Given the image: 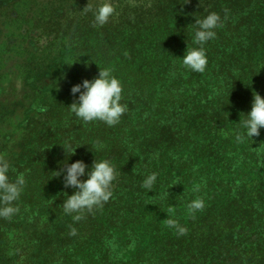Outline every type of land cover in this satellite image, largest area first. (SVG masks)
I'll list each match as a JSON object with an SVG mask.
<instances>
[{
    "label": "trees",
    "instance_id": "trees-1",
    "mask_svg": "<svg viewBox=\"0 0 264 264\" xmlns=\"http://www.w3.org/2000/svg\"><path fill=\"white\" fill-rule=\"evenodd\" d=\"M16 2H0V39L16 20ZM86 4H37L32 27L52 39L24 71L31 107L0 101V157L11 179L26 180L19 212L0 218V264H264V129L235 141L253 92L264 98V0H152L102 27H93ZM208 12L223 27L205 45V72L196 73L180 57L195 46V18ZM11 45L21 48L11 40L6 51ZM8 57L0 50V68ZM104 67L127 105L112 127L84 123L67 108L72 85ZM97 140L105 145L99 152ZM70 149L68 163L108 159L117 170L109 201L76 223L62 210L73 189L52 177ZM151 172L157 181L147 192L139 185ZM196 198L205 206L190 214ZM166 218L187 234L166 227Z\"/></svg>",
    "mask_w": 264,
    "mask_h": 264
},
{
    "label": "clouds",
    "instance_id": "clouds-1",
    "mask_svg": "<svg viewBox=\"0 0 264 264\" xmlns=\"http://www.w3.org/2000/svg\"><path fill=\"white\" fill-rule=\"evenodd\" d=\"M83 11L85 14H92L93 27L104 26L116 14L111 0H88ZM192 24V43L195 46H187L180 59L184 68L204 73L208 63L205 45L216 38L217 29L223 27V22L217 12H208L199 19L195 18ZM87 64L88 62H85L84 66L87 67ZM70 93L75 99L67 108L84 123L99 121L112 127L120 122L122 115L127 111V105L121 103L122 84L113 75L110 67L99 68L98 75L93 79H84L72 85ZM239 128L240 131L235 136L236 143H243L246 139L252 140L253 137L260 135L261 129H264V98L260 94L253 92L250 110L243 114L242 120H239ZM92 147L99 152L105 145L97 140L93 142ZM74 151L75 149L69 150L67 159L63 160L58 171H53L52 177H62L64 188L73 189L71 195L64 193L67 198L62 202V210L63 214L71 216L73 223H76L85 218V213L90 214L109 201L113 195L112 188L117 178V170L108 159H94L90 166L82 160L68 163V157ZM10 167L9 160L0 157V218L9 221L19 212L17 202L26 188L23 176L10 178ZM156 181L157 173L151 172L144 177L139 186L151 192ZM204 206L203 199L196 198L189 203L188 211L194 214ZM165 224L178 236H184L188 232L187 227L176 219L166 218ZM68 235L76 236L77 229L70 226Z\"/></svg>",
    "mask_w": 264,
    "mask_h": 264
},
{
    "label": "rangeland",
    "instance_id": "rangeland-1",
    "mask_svg": "<svg viewBox=\"0 0 264 264\" xmlns=\"http://www.w3.org/2000/svg\"><path fill=\"white\" fill-rule=\"evenodd\" d=\"M48 0H18L16 2L12 14L16 17L13 22H8V25L2 27L5 29L4 34L1 35L0 39V50L9 55L8 59L2 64L0 68V101H7L9 103H17L18 101L24 102L26 107H31L32 100V89L29 85V81H26L25 68L28 65L29 59H34V51H41L45 46L49 44L52 39V34L47 35L44 28L38 26L32 27L33 20H30L34 13H37L39 9ZM88 2V0H85ZM152 0H111L113 3L116 14H121L123 10L134 7H147ZM1 2V0H0ZM34 3V4H33ZM40 17L39 14H37ZM35 15V16H37ZM65 15H70L69 13ZM64 15V16H65ZM63 16V17H64ZM63 17L55 18L51 24H58L63 22ZM53 27H57L53 26ZM59 27H57L58 29ZM27 31L26 33H24ZM49 32V28L47 27ZM15 40L21 44L20 49H16V45H11L9 50L6 51L5 43L7 41ZM34 48L31 49L30 45ZM26 46L28 50L25 52ZM34 49V50H33ZM37 57V56H36ZM31 82V81H30Z\"/></svg>",
    "mask_w": 264,
    "mask_h": 264
}]
</instances>
